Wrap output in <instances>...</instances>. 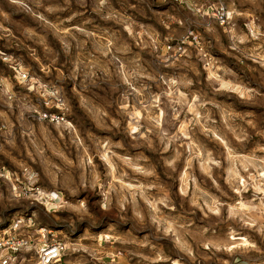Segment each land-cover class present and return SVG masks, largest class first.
I'll return each mask as SVG.
<instances>
[{
	"label": "rangeland",
	"instance_id": "1",
	"mask_svg": "<svg viewBox=\"0 0 264 264\" xmlns=\"http://www.w3.org/2000/svg\"><path fill=\"white\" fill-rule=\"evenodd\" d=\"M1 169L68 264H264V0H0Z\"/></svg>",
	"mask_w": 264,
	"mask_h": 264
},
{
	"label": "built area",
	"instance_id": "2",
	"mask_svg": "<svg viewBox=\"0 0 264 264\" xmlns=\"http://www.w3.org/2000/svg\"><path fill=\"white\" fill-rule=\"evenodd\" d=\"M214 15L220 25H224L228 16L224 5L214 9ZM50 121L57 122L63 117L51 113ZM3 169L0 177H3ZM5 178L10 179L7 173ZM57 197L50 198L55 202ZM66 250L65 242L53 231L37 227L32 218L13 217L4 230L0 231V264H68L63 255Z\"/></svg>",
	"mask_w": 264,
	"mask_h": 264
},
{
	"label": "bare ground",
	"instance_id": "3",
	"mask_svg": "<svg viewBox=\"0 0 264 264\" xmlns=\"http://www.w3.org/2000/svg\"><path fill=\"white\" fill-rule=\"evenodd\" d=\"M161 116H162V112H160L159 113V115H158V118H157V124L158 125H160V118H161ZM138 117H139V113L138 112H135V118H136V120L133 122V123H130L129 125H130V129L131 130H136V128H137V119H138ZM184 128V126H181L180 127V129H181V131H182V129ZM103 159L108 163V165H109V167H110V169L112 170V171H114V166L111 164V162H110V157H109V155L105 152L104 154H103ZM243 183H244V181H243ZM129 187H130V185H128ZM40 196H47L48 198H53L55 195H54V193L52 194V193H45V192H43V191H39V194L38 195H36V197L37 198H39ZM239 207H240V210L241 211H243L245 208H247V205L246 204H244V203H240L239 204ZM233 208V206H231V209ZM19 213H17V214H15L13 217H21V216H16V215H18ZM230 240H232V241H234V243H232V244H230L228 247L230 248V249H234V248H236L238 245L239 246H242V247H245L246 245H247V241L243 238V237H237V236H234V235H232V236H230ZM236 241H240L239 243L238 242H236Z\"/></svg>",
	"mask_w": 264,
	"mask_h": 264
}]
</instances>
